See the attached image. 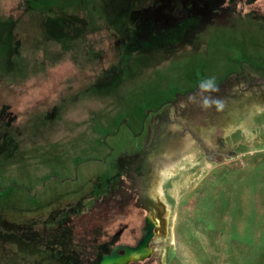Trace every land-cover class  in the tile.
I'll use <instances>...</instances> for the list:
<instances>
[{
	"label": "rangeland",
	"instance_id": "374dc122",
	"mask_svg": "<svg viewBox=\"0 0 264 264\" xmlns=\"http://www.w3.org/2000/svg\"><path fill=\"white\" fill-rule=\"evenodd\" d=\"M126 1L0 0V224L22 227L0 228V264H57L23 227L81 212L118 159L157 264H264V0L194 20Z\"/></svg>",
	"mask_w": 264,
	"mask_h": 264
},
{
	"label": "flooded vegetation",
	"instance_id": "af4514ba",
	"mask_svg": "<svg viewBox=\"0 0 264 264\" xmlns=\"http://www.w3.org/2000/svg\"><path fill=\"white\" fill-rule=\"evenodd\" d=\"M148 1L149 5L143 7L142 10L145 9L147 13H154V11H152L154 10L153 8L160 4L159 7L162 13L161 20L165 10L169 8H183V6L194 3L198 6V9L190 14L185 12V14L191 17V20H194L203 12H211V14H213L212 7L216 0H186L175 3L174 5L169 4L171 0ZM234 1L235 0H227L226 3L228 4ZM183 13H179L178 16H183ZM221 155L223 156L224 153L220 150L211 151V159ZM127 159L132 160L137 158L127 157ZM118 161L115 166L116 174L113 175L110 168L105 170V178H101V176H97L96 178V183L98 184L97 191L95 190L88 193L90 197L97 195L93 200H95V198L97 199V197L100 198V202L97 205L96 202L93 203V206H90L89 210L92 211L98 205H105V210L103 208L104 212H101L104 215L98 214L88 217L83 214V216L75 218L72 216L73 211L71 209H69V211L64 210V212H60L62 214L59 216V226L62 228L64 227L68 230V228L70 229L72 226L79 224L80 230L87 229L88 231H93V240H88V243H86V250H83L84 247L81 248L82 251L86 252L85 255L83 254L85 258L82 259L80 256L81 254H78L75 249L76 245L79 243L84 244L85 241L79 242L77 239L73 242L74 244H71V241L67 240L66 235L61 234V232L55 234L46 233L44 238H47L48 243L38 244L47 246L46 250L52 257V259L49 258L51 262H57V264H101L106 257L112 256L114 250L119 246L126 247L127 249L137 247L142 240L144 227H146L147 223H151L154 226L153 236L150 242V247L152 249V244L157 234L160 221L156 217L153 209L149 208L146 201L142 198L139 187L135 185L133 180L129 179L128 172H130L132 164L124 168L125 170H122L123 168L120 169ZM22 235L24 239L29 240L25 238L26 234H19V236ZM68 235L70 234L67 233V237ZM116 252L118 255L122 256L125 254V249L120 248ZM156 260L153 254H151L150 257L144 260H132L127 264H157Z\"/></svg>",
	"mask_w": 264,
	"mask_h": 264
},
{
	"label": "trees",
	"instance_id": "16d2710c",
	"mask_svg": "<svg viewBox=\"0 0 264 264\" xmlns=\"http://www.w3.org/2000/svg\"><path fill=\"white\" fill-rule=\"evenodd\" d=\"M117 1V3H116V6L118 7L117 8V10H119V11H122V9L123 8H125V7H127V6H129V2L128 1H126V0H116ZM240 1V0H239ZM242 1H244V0H242ZM236 3H237V1L236 2H230V3H228L229 5H228V7H229V9H231L230 11V13H233L236 9L238 10L239 8V14H241V12H242V10H244V8H241L239 5V8H236ZM127 9V8H126ZM140 9V8H139ZM138 9V10H139ZM140 10H142V9H140ZM185 16V15H184ZM178 17V16H177ZM177 17H174V19L173 20H175V18L177 19ZM186 18H189L188 20H191V17H189V16H185ZM169 25V24H168ZM169 27V26H168ZM105 172V170L103 171V172H101V174H102V176H101V178H105V174H103ZM100 176V175H99ZM98 176V177H99ZM97 195H95V196H93V197H90V196H88V197H84V196H82L81 198L82 199H84V201H85V203L83 202V201H81V203H80V205H78V210H80L81 212H74V208L75 207H72L71 209H72V211H73V213H72V216L73 217H75V218H79L80 216H83V214H85V215H87L88 217H92L93 215H98V214H103V213H101V212H104V210H105V208H104V206L105 205H98V206H96L95 207V209H93L91 212L90 211H88V209H89V207L90 206H93V203H95L96 202V205L100 202V198H98L97 197V199L95 198V200H93L94 199V197H96ZM89 204V205H88ZM95 206V205H94ZM103 208H104V210H103ZM92 213H94V214H92ZM104 215V214H103ZM57 219H60V217L59 218H57ZM9 222H6V223H1L0 224V228H2V229H4L3 228V226H6L7 224H8ZM73 224V223H72ZM31 225V224H30ZM34 225H36V227L34 226ZM55 225H60L59 224V220L56 222V221H53L52 223L51 222H48L47 224H45L44 223V225L43 226H38V223L37 224H33V226L31 225V226H29L30 228H27V227H23L24 229L22 230V232L20 233V234H26V237L25 238H27V239H30V240H32V242L33 243H41V244H46V243H48V241H47V239L46 238H44L45 237V234L47 233V234H50L51 232L53 233V234H55V232L53 231V226H55ZM72 226V225H71ZM74 229L77 227V228H80V226L79 225H76V226H72ZM7 229H9V230H13V231H19V230H21L22 229V227H20V225H12V224H8V227H7ZM26 229H28L29 230V232H26L25 230ZM79 232H80V237H79V239H78V241L80 242H83V241H85V243L84 244H78V245H76L75 246V249H76V251L78 252V254H81L80 256H81V258L82 259H84L85 258V253L86 252H84V251H82L81 250V248H83V250H86V248H87V244L86 243H88V240H93L92 238H93V235H92V230L91 231H88L87 229L86 230H80L79 229ZM67 240H69V241H71V244H74L73 242L74 241H76V239H75V237H69ZM84 254V255H83ZM79 256V255H78Z\"/></svg>",
	"mask_w": 264,
	"mask_h": 264
},
{
	"label": "water",
	"instance_id": "95a60500",
	"mask_svg": "<svg viewBox=\"0 0 264 264\" xmlns=\"http://www.w3.org/2000/svg\"><path fill=\"white\" fill-rule=\"evenodd\" d=\"M153 225L147 223L144 227L142 240L139 242L137 247L127 249L126 247L119 246L116 248L112 256L106 257L101 264H127L132 260H144L147 257L151 256V247L150 242L153 236ZM123 248L125 249L124 255H118L117 250Z\"/></svg>",
	"mask_w": 264,
	"mask_h": 264
},
{
	"label": "clouds",
	"instance_id": "9594fccd",
	"mask_svg": "<svg viewBox=\"0 0 264 264\" xmlns=\"http://www.w3.org/2000/svg\"><path fill=\"white\" fill-rule=\"evenodd\" d=\"M201 88L203 91H211V90H216L215 86H214V82L209 79L203 82V84L201 85ZM207 101H205V104L207 105Z\"/></svg>",
	"mask_w": 264,
	"mask_h": 264
},
{
	"label": "bare ground",
	"instance_id": "6f19581e",
	"mask_svg": "<svg viewBox=\"0 0 264 264\" xmlns=\"http://www.w3.org/2000/svg\"><path fill=\"white\" fill-rule=\"evenodd\" d=\"M152 202V201H151Z\"/></svg>",
	"mask_w": 264,
	"mask_h": 264
}]
</instances>
